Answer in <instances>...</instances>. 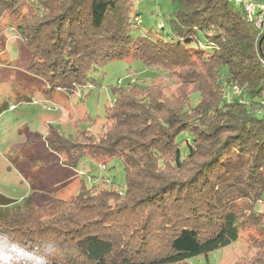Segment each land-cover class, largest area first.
<instances>
[{
  "label": "trees",
  "instance_id": "1",
  "mask_svg": "<svg viewBox=\"0 0 264 264\" xmlns=\"http://www.w3.org/2000/svg\"><path fill=\"white\" fill-rule=\"evenodd\" d=\"M170 1L172 41L133 29L134 0H0V35L13 17L29 71L53 88L74 91L123 58L178 80L173 90L145 80L119 87L101 132L50 125L48 145L68 166L119 157L125 191L82 185L69 199L1 215L3 264L46 242L55 245L49 264H182L244 229L264 234V31L231 0ZM232 83L249 104L225 96Z\"/></svg>",
  "mask_w": 264,
  "mask_h": 264
},
{
  "label": "rangeland",
  "instance_id": "2",
  "mask_svg": "<svg viewBox=\"0 0 264 264\" xmlns=\"http://www.w3.org/2000/svg\"><path fill=\"white\" fill-rule=\"evenodd\" d=\"M263 1V0H261ZM131 25L136 32L152 31L169 41L167 18L174 10L170 0H134ZM0 35V216L40 205L53 198L69 199L82 185L125 191L126 172L119 157H85L77 168L63 163L46 135L50 125L67 135L85 129L97 133L105 128L107 107L116 90L132 80L155 81L177 87V77L161 66L148 67L141 60L113 59L91 73L92 82L74 91L51 87L29 71L31 51L21 38L15 19L5 15ZM166 27V28H165ZM154 79V80H153ZM199 100L194 96V102ZM186 134L179 138H186ZM257 209L264 211V200ZM264 234L244 229L239 239L208 255L182 264H264Z\"/></svg>",
  "mask_w": 264,
  "mask_h": 264
},
{
  "label": "built area",
  "instance_id": "3",
  "mask_svg": "<svg viewBox=\"0 0 264 264\" xmlns=\"http://www.w3.org/2000/svg\"><path fill=\"white\" fill-rule=\"evenodd\" d=\"M237 6H240L244 9L247 19L254 24V26L259 30V32L264 31V0H231ZM204 47L210 48V45H204ZM243 90L241 87L236 84L232 83L229 85V88L225 94L227 98H230L231 95L240 96V101L247 102L249 104V100L242 96ZM260 104L264 108V98L259 100Z\"/></svg>",
  "mask_w": 264,
  "mask_h": 264
},
{
  "label": "clouds",
  "instance_id": "4",
  "mask_svg": "<svg viewBox=\"0 0 264 264\" xmlns=\"http://www.w3.org/2000/svg\"><path fill=\"white\" fill-rule=\"evenodd\" d=\"M54 251L55 245L50 242H46L39 252L20 248V254L15 257V264H49ZM0 264L3 262L0 261Z\"/></svg>",
  "mask_w": 264,
  "mask_h": 264
},
{
  "label": "water",
  "instance_id": "5",
  "mask_svg": "<svg viewBox=\"0 0 264 264\" xmlns=\"http://www.w3.org/2000/svg\"><path fill=\"white\" fill-rule=\"evenodd\" d=\"M263 38H264V35H263Z\"/></svg>",
  "mask_w": 264,
  "mask_h": 264
}]
</instances>
